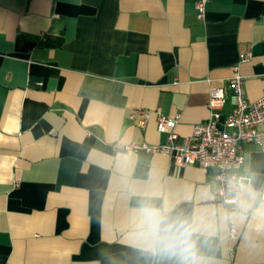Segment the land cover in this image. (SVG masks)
I'll return each mask as SVG.
<instances>
[{
    "label": "crops",
    "instance_id": "0c3cea01",
    "mask_svg": "<svg viewBox=\"0 0 264 264\" xmlns=\"http://www.w3.org/2000/svg\"><path fill=\"white\" fill-rule=\"evenodd\" d=\"M197 1L0 0V264H176L133 245L149 195L204 213L203 264H264V143L241 148L247 211L213 198L210 171L124 148L165 140L137 108L180 114L185 136L210 88L230 111L236 73L248 99L264 93V0H205L202 18Z\"/></svg>",
    "mask_w": 264,
    "mask_h": 264
},
{
    "label": "built area",
    "instance_id": "2783aa9c",
    "mask_svg": "<svg viewBox=\"0 0 264 264\" xmlns=\"http://www.w3.org/2000/svg\"><path fill=\"white\" fill-rule=\"evenodd\" d=\"M205 0L195 3L197 17L204 14ZM249 53L240 55L239 62L249 59ZM237 70V66L234 67ZM228 85L234 93V102L230 111L222 114L218 107L225 101L222 87L209 90V116L206 120L192 125L188 135L180 136L176 131L180 114L172 116L162 114L158 109L148 111L137 108L132 117L137 115L136 124L144 128L153 113L159 133L165 134V140L157 144L128 143L127 150L143 149L150 153H161L171 158L179 166L192 164L210 171L216 182L212 188L214 199L223 203H232L234 198L230 191V184L236 179H243L249 183V177L240 173L244 162L241 148L245 143H264V93L258 98L250 100L244 91L243 78L239 73L228 79ZM264 199V193L261 194ZM230 237L236 238V227L229 228Z\"/></svg>",
    "mask_w": 264,
    "mask_h": 264
},
{
    "label": "clouds",
    "instance_id": "9594fccd",
    "mask_svg": "<svg viewBox=\"0 0 264 264\" xmlns=\"http://www.w3.org/2000/svg\"><path fill=\"white\" fill-rule=\"evenodd\" d=\"M233 193L232 203L243 211L251 206L256 193L250 183L236 179L230 184ZM175 206L169 201L157 205L151 195L141 200L132 216L131 239L133 245L154 257H167L176 264H203L198 248V238H208L215 234L207 223L203 212L191 215L175 212ZM256 215L264 219V204L256 209Z\"/></svg>",
    "mask_w": 264,
    "mask_h": 264
}]
</instances>
